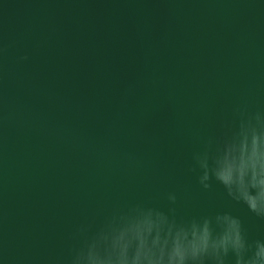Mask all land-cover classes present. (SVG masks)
Segmentation results:
<instances>
[{"label":"water","instance_id":"obj_1","mask_svg":"<svg viewBox=\"0 0 264 264\" xmlns=\"http://www.w3.org/2000/svg\"><path fill=\"white\" fill-rule=\"evenodd\" d=\"M0 48V264H68L137 205L264 240L194 159L264 112V0H0Z\"/></svg>","mask_w":264,"mask_h":264},{"label":"clouds","instance_id":"obj_2","mask_svg":"<svg viewBox=\"0 0 264 264\" xmlns=\"http://www.w3.org/2000/svg\"><path fill=\"white\" fill-rule=\"evenodd\" d=\"M5 51L0 48V55ZM194 159L205 189L214 180L264 219V112L241 111L238 126ZM169 200L175 203L176 196ZM170 213L137 205L91 234L82 226L68 264H264V240L250 242L238 216L225 212L178 221L175 209Z\"/></svg>","mask_w":264,"mask_h":264}]
</instances>
